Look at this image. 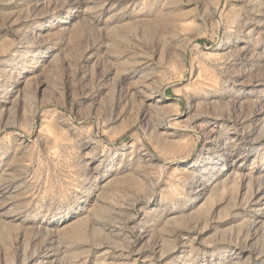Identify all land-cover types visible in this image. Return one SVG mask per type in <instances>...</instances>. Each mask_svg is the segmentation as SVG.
I'll list each match as a JSON object with an SVG mask.
<instances>
[{"label":"rangeland","instance_id":"obj_1","mask_svg":"<svg viewBox=\"0 0 264 264\" xmlns=\"http://www.w3.org/2000/svg\"><path fill=\"white\" fill-rule=\"evenodd\" d=\"M0 264H264V0H0Z\"/></svg>","mask_w":264,"mask_h":264},{"label":"bare ground","instance_id":"obj_2","mask_svg":"<svg viewBox=\"0 0 264 264\" xmlns=\"http://www.w3.org/2000/svg\"><path fill=\"white\" fill-rule=\"evenodd\" d=\"M236 50H237V49H236ZM236 50H235V51H236ZM237 51H240V50H237ZM235 54H236V53H235ZM261 252H262V251H261Z\"/></svg>","mask_w":264,"mask_h":264}]
</instances>
